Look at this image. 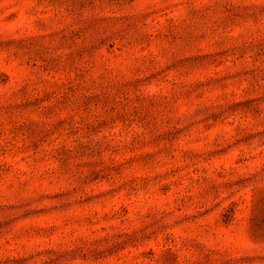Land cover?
Returning a JSON list of instances; mask_svg holds the SVG:
<instances>
[{"label": "rangeland", "instance_id": "374dc122", "mask_svg": "<svg viewBox=\"0 0 264 264\" xmlns=\"http://www.w3.org/2000/svg\"><path fill=\"white\" fill-rule=\"evenodd\" d=\"M0 264H264V0H0Z\"/></svg>", "mask_w": 264, "mask_h": 264}]
</instances>
